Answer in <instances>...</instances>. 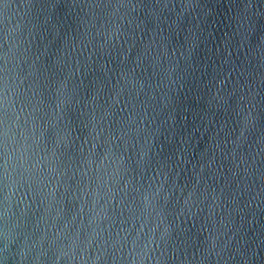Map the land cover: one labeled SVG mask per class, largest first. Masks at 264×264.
Returning a JSON list of instances; mask_svg holds the SVG:
<instances>
[{
  "label": "water",
  "instance_id": "95a60500",
  "mask_svg": "<svg viewBox=\"0 0 264 264\" xmlns=\"http://www.w3.org/2000/svg\"><path fill=\"white\" fill-rule=\"evenodd\" d=\"M0 121V264H264V0H6Z\"/></svg>",
  "mask_w": 264,
  "mask_h": 264
},
{
  "label": "snow or ice",
  "instance_id": "6c2138e0",
  "mask_svg": "<svg viewBox=\"0 0 264 264\" xmlns=\"http://www.w3.org/2000/svg\"><path fill=\"white\" fill-rule=\"evenodd\" d=\"M5 2H6V0H0V4H3ZM0 122H2V121H0Z\"/></svg>",
  "mask_w": 264,
  "mask_h": 264
}]
</instances>
